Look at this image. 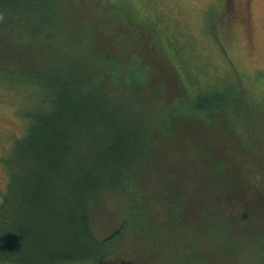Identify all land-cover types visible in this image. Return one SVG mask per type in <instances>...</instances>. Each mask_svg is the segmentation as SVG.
<instances>
[{
    "label": "rangeland",
    "instance_id": "obj_1",
    "mask_svg": "<svg viewBox=\"0 0 264 264\" xmlns=\"http://www.w3.org/2000/svg\"><path fill=\"white\" fill-rule=\"evenodd\" d=\"M97 1L98 9L93 0H81L85 11L94 7V16H84L87 24L81 28L84 33L79 45L72 50L64 46L62 50H70L74 62H83L86 67L85 62L93 60L88 64L93 70L103 67L108 72V77H101L105 78L102 88L107 92L108 104L118 112L116 121L130 131L131 125L139 131L152 129L157 136L154 146H148L132 164L133 172L140 173L153 192L159 189V182L170 183L178 193L181 190L179 195L184 190L185 201L179 207L191 213L184 238L173 229L165 251L158 256L146 255L151 262L144 264H264L261 187L245 183L253 170L230 161L243 175L241 184H230L235 182L229 178L233 169L227 167L223 156L215 160L217 151L218 155L222 153V142L240 138L229 132L227 120L235 125L241 121L235 115L238 109H232L230 102L237 98L235 101L250 103L253 115L257 108H264V0H110L123 10ZM14 35L10 44L17 48L19 42H14ZM26 40L24 36L21 42ZM106 49L113 58L111 62L103 59ZM36 52L32 51V57ZM34 66L40 67L38 62ZM234 86L238 87L234 90L237 97L229 96L219 108L211 110L216 124L202 125L204 120L200 118L196 125L187 124V116L199 115L190 103L194 94L226 93ZM40 94L33 85L0 81V200L8 182L2 157L15 137L26 133V112L40 104ZM247 121L244 126H248ZM258 121H262L260 116ZM126 138L123 141L128 142ZM213 146L218 147L216 153ZM232 147L236 151L240 148L236 143ZM235 156L243 159L240 152H234ZM249 165L260 166L254 160ZM171 166L175 170H169ZM206 172L223 199L221 204L217 196L215 201L210 198L216 205L210 213L205 207L206 197L194 192ZM226 186L236 190L248 187L249 191L223 204ZM108 188L110 184L97 191L99 206L103 207L91 218L98 241L118 227L127 214L123 194ZM132 236L118 244L110 243L101 262L138 264L135 260L147 249Z\"/></svg>",
    "mask_w": 264,
    "mask_h": 264
},
{
    "label": "trees",
    "instance_id": "obj_2",
    "mask_svg": "<svg viewBox=\"0 0 264 264\" xmlns=\"http://www.w3.org/2000/svg\"><path fill=\"white\" fill-rule=\"evenodd\" d=\"M102 1L106 7L115 5L110 0ZM93 2L98 9V1ZM93 11L94 7L85 11L81 0H0V81L33 85L41 92L40 104L26 112V133L16 136L2 157L8 182L0 200V264H103L107 246L132 235V240L136 238L147 249L135 260L144 264L151 262L148 256L165 251L173 229L184 238L191 216L179 207L185 201L184 190L179 195L181 190L178 193L170 183L159 182V189L153 192L146 187L143 176L133 172L132 164L148 146H154L157 136L152 129L139 131L131 125L130 131L118 123V112L108 104L107 92L102 88L105 78L101 77H108V72L103 67L93 70L88 65L93 60L86 61V67L83 62H74L71 51L62 50L64 46L72 50L79 45L84 33L81 28L87 24L84 16L93 18ZM12 35L14 42H19L17 48L10 44ZM24 36L27 40L21 42ZM31 48L37 51L33 57ZM108 52L104 51L103 59L111 62ZM36 62L42 67L35 68ZM237 88L190 96L192 108L199 115L187 116V124L196 125L199 118L204 120L202 125L216 124L211 110L219 108L229 96L237 97ZM235 100L230 102L231 107L238 109L235 115L241 121L237 125L227 122L229 132L241 139L221 143L222 153L227 156L218 155V147L212 150L217 155L215 160L223 156L227 167L233 169L229 178L235 182L230 184H241L243 180L241 171L230 161L251 167L253 171L244 181L260 185L258 192L264 200V108H257L253 115L250 103ZM245 120L248 126H244ZM234 143L240 147L238 151L232 147ZM234 152H240L243 159L232 157ZM250 159L260 166L249 165ZM168 169L175 170L173 166ZM207 173H203L200 188L194 192L206 197L205 207L210 213L216 206L211 203L214 198L217 196L221 204L223 199ZM108 184V190L118 189L125 197L123 208L127 214L118 227L98 241L91 218L103 207L99 206L97 191ZM226 187L223 204L249 191L248 187ZM261 208L260 214L264 215V203Z\"/></svg>",
    "mask_w": 264,
    "mask_h": 264
}]
</instances>
